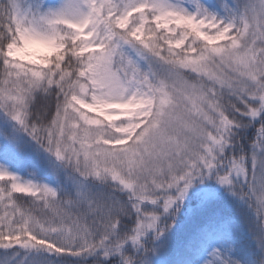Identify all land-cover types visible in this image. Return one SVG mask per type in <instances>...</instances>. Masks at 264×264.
I'll return each mask as SVG.
<instances>
[{
    "label": "snow or ice",
    "instance_id": "obj_1",
    "mask_svg": "<svg viewBox=\"0 0 264 264\" xmlns=\"http://www.w3.org/2000/svg\"><path fill=\"white\" fill-rule=\"evenodd\" d=\"M0 264H264V0H0Z\"/></svg>",
    "mask_w": 264,
    "mask_h": 264
}]
</instances>
